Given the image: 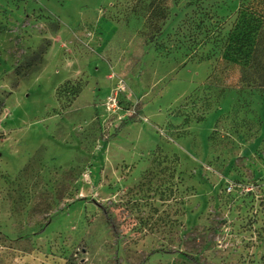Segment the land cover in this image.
<instances>
[{"label":"rangeland","instance_id":"obj_1","mask_svg":"<svg viewBox=\"0 0 264 264\" xmlns=\"http://www.w3.org/2000/svg\"><path fill=\"white\" fill-rule=\"evenodd\" d=\"M151 1L0 0V264H264V6Z\"/></svg>","mask_w":264,"mask_h":264},{"label":"trees","instance_id":"obj_2","mask_svg":"<svg viewBox=\"0 0 264 264\" xmlns=\"http://www.w3.org/2000/svg\"><path fill=\"white\" fill-rule=\"evenodd\" d=\"M262 5L264 6V0H259ZM259 2V3H260ZM158 5L159 3L157 2V0H152L151 3H150V13L152 12H156V10L158 9ZM152 15V14H151ZM263 18V22H264V8H263V11L261 13V15L259 14L258 15V18ZM162 18H167V14L164 13L162 11ZM261 37L258 42V45L256 46V50L255 52H257V54L259 52L262 53L263 57H264V25H263V28L261 29ZM254 60H252L251 62V67L253 68V72L254 74H256V79L257 81H259L261 84L264 85V59L262 60L261 58H256V57H253ZM96 204L100 207V209L102 210V212L104 213L105 217H106V220L108 222V224L115 228V223H114V219L111 215V213L109 212V210L107 209L106 206L96 202ZM189 259L192 260L193 262H195L196 264H200L197 259H195L194 257H191L189 256Z\"/></svg>","mask_w":264,"mask_h":264}]
</instances>
